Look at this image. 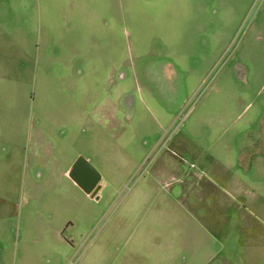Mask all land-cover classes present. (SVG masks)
<instances>
[{
  "label": "rangeland",
  "instance_id": "rangeland-1",
  "mask_svg": "<svg viewBox=\"0 0 264 264\" xmlns=\"http://www.w3.org/2000/svg\"><path fill=\"white\" fill-rule=\"evenodd\" d=\"M5 5L0 264H264V0Z\"/></svg>",
  "mask_w": 264,
  "mask_h": 264
},
{
  "label": "crops",
  "instance_id": "crops-1",
  "mask_svg": "<svg viewBox=\"0 0 264 264\" xmlns=\"http://www.w3.org/2000/svg\"><path fill=\"white\" fill-rule=\"evenodd\" d=\"M9 11L10 10L6 6L5 9L3 10V17H0V46L10 45V44L13 45V44H15L18 47H23L27 43L26 40H25L27 38V33L25 32V30L23 29V27L22 28H19L17 26L16 31H15L16 34H13V32L10 30V28H7V27L4 28V26H3V24H5L4 22H6L9 19V17L7 18V15H6L7 12H9ZM102 40H103V38H102ZM107 45L109 46V40L108 39H107ZM23 59H26V58L25 57H19V59L17 60L18 62L22 61V66H21L22 69H21L20 72H18V75L20 74V76H25L26 74H28V71L27 70H28V66H29V60L27 58L26 59L27 61H26V64H25V61ZM107 66L109 67V62H107ZM122 78L123 77H121L120 79H122ZM117 93H118V95H120L122 92H121V90H118ZM127 100H128L127 97L124 96L121 99H119L118 101L115 100L114 102H112L106 96V97L103 98L102 103H100L99 105H97L96 108H97V110H100L101 111V116L100 117H103V118H111V116H112L111 111L113 110V113L116 114L117 107L119 105L125 106L126 103H127ZM128 102H129V100H128ZM262 159H264V155L263 154H262ZM66 174H67L66 171L63 172V175H66Z\"/></svg>",
  "mask_w": 264,
  "mask_h": 264
},
{
  "label": "water",
  "instance_id": "water-1",
  "mask_svg": "<svg viewBox=\"0 0 264 264\" xmlns=\"http://www.w3.org/2000/svg\"><path fill=\"white\" fill-rule=\"evenodd\" d=\"M68 178L91 199L98 200L101 175L83 156H78L67 172Z\"/></svg>",
  "mask_w": 264,
  "mask_h": 264
},
{
  "label": "built area",
  "instance_id": "built-area-1",
  "mask_svg": "<svg viewBox=\"0 0 264 264\" xmlns=\"http://www.w3.org/2000/svg\"><path fill=\"white\" fill-rule=\"evenodd\" d=\"M192 167H193V165H192Z\"/></svg>",
  "mask_w": 264,
  "mask_h": 264
}]
</instances>
